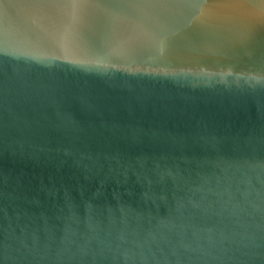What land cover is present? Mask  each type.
<instances>
[{
	"label": "water",
	"instance_id": "water-1",
	"mask_svg": "<svg viewBox=\"0 0 264 264\" xmlns=\"http://www.w3.org/2000/svg\"><path fill=\"white\" fill-rule=\"evenodd\" d=\"M0 264H264V0H0Z\"/></svg>",
	"mask_w": 264,
	"mask_h": 264
}]
</instances>
